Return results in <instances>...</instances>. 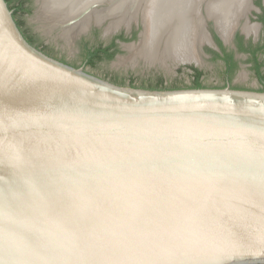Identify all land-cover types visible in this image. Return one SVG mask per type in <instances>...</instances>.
I'll use <instances>...</instances> for the list:
<instances>
[{"label":"water","instance_id":"water-1","mask_svg":"<svg viewBox=\"0 0 264 264\" xmlns=\"http://www.w3.org/2000/svg\"><path fill=\"white\" fill-rule=\"evenodd\" d=\"M214 2H194L197 53ZM0 264H264V91L112 84L0 0Z\"/></svg>","mask_w":264,"mask_h":264},{"label":"flooded vegetation","instance_id":"flooded-vegetation-1","mask_svg":"<svg viewBox=\"0 0 264 264\" xmlns=\"http://www.w3.org/2000/svg\"><path fill=\"white\" fill-rule=\"evenodd\" d=\"M6 2L10 10L13 12V17L21 32H24L26 35L32 37L34 41L33 46L56 60H59L75 68H82L90 75L100 78L104 81H108L112 84L150 91L194 89V83L197 81V74L194 69H197L198 71L202 72V76L199 78V81L205 88L222 89L230 87L237 90H249L248 88L236 87L234 85L235 75L238 74L240 68L245 65L249 68V71L251 72L253 77H255L256 81L262 87V91L258 92L264 91V22L262 20L264 15V3L261 0H252V5L250 9L248 8L249 12L247 18H245L246 20L240 21L236 30L233 32V34L231 33L232 36L230 34V44H225V39H222L220 34L217 32L215 25H213L215 28L214 29L212 25L207 23V28L211 35L213 43H210L208 41L205 42L204 44H206V46H202L197 53L196 49L194 48V41H191L190 49L192 57L190 60L176 62L173 59H169L166 61V64H161L158 62V64L154 65L147 63L143 59L144 57L140 56L139 53H134L136 49H138L141 41L144 46L146 44L144 43L145 40H142L143 36L145 35V27L141 21L139 22V24L137 23V25L135 24L136 21H133L129 29H125L121 32H114L115 34L113 35H107L105 32V35L103 37L104 39H101V30L104 25H98L101 22H98L96 19V10L94 12V19L92 16H90L89 18H85L89 20L88 27L90 25V22L94 21L87 31H77L74 28L71 33H80V36H73L74 38L71 41H67L63 37L67 44H75L77 47L76 49L78 55L76 61H69L57 50L58 47H54L50 42H47L44 39L38 29L31 28L28 25L26 19L30 15V13L34 11V0H6ZM192 9H194V7ZM252 9L256 11L255 15L251 13ZM257 9H259L260 12H258ZM98 11L103 12L105 10L98 9ZM250 14L256 19L257 22L252 21ZM112 18H118L120 20L122 19L121 17ZM58 22L63 23L56 20V23ZM245 23L253 26L256 25V27L258 28L257 32L259 33L258 40H256L255 38H249V36L252 34H246L243 31V25ZM105 24L108 25L109 23L106 22ZM249 25L246 26L252 27ZM246 26L244 27L245 29ZM247 33H249V31H247ZM229 38L226 41H228ZM202 39L205 40V36L202 35ZM218 39L222 42V46L219 44ZM194 50L196 53L195 55L199 60L198 62L194 61ZM124 51H127L129 53V55L131 56L129 60L131 61L127 60L125 63L122 62V60L125 59L122 58L124 57L122 56L124 54ZM139 60L146 62L153 68H160L163 73H157L154 78L138 83L135 78L129 79L126 75L118 72L108 73V76H106V78H102L100 76L93 75L88 71V69L95 70L102 66L120 68V66L122 67L123 65H128L132 67V65H134ZM209 62L220 64L222 79L221 86L223 87H218V85L212 86L205 83V71L200 69L198 66H203ZM258 67H260V74L257 72Z\"/></svg>","mask_w":264,"mask_h":264},{"label":"bare ground","instance_id":"bare-ground-1","mask_svg":"<svg viewBox=\"0 0 264 264\" xmlns=\"http://www.w3.org/2000/svg\"><path fill=\"white\" fill-rule=\"evenodd\" d=\"M98 1L101 0H49L45 4L43 12L46 18L61 21L65 27H68L69 21ZM196 1L130 0L128 5L111 6L107 10L104 9L103 12L97 10L96 19L102 23L107 18L121 17L120 21L111 23L106 32L116 30L120 28L122 21H131L135 15V10L138 8L137 5L141 3L143 6L142 19L145 25V35L143 34L142 40H145L144 43L146 44L144 46L141 43L135 52L142 55L149 62L166 64L169 59L182 62L190 60L192 57L191 41H194V48L197 49V44L204 35L201 30L198 31L197 28H194V9L192 8ZM248 8L249 3L247 0H215L210 5V15L216 19L217 28L220 29V34L225 41L237 28L240 21L243 20ZM91 13L84 17L83 21H79L80 24L76 23L70 26L69 29L78 24L75 30H86L89 20L85 18H89ZM252 29H256V26H246L247 31L250 32ZM195 54L194 50V61L198 62L199 60Z\"/></svg>","mask_w":264,"mask_h":264},{"label":"rangeland","instance_id":"rangeland-1","mask_svg":"<svg viewBox=\"0 0 264 264\" xmlns=\"http://www.w3.org/2000/svg\"><path fill=\"white\" fill-rule=\"evenodd\" d=\"M261 1L264 3V0H261ZM34 2H35L34 11L32 13H30V15L26 19L28 25L31 28L38 29V31H40V33L42 34L44 39L47 42H50L51 45H53L54 47H58L57 50L62 55H64L69 61H76L77 55H78L76 45L75 44H73V45L67 44L65 42V40L63 39V37L67 41L73 40V38H74L73 36L77 35V34L71 33V31L74 28H76L77 26L69 29V27H65L62 23H60V24L56 23V20L53 18L43 17L39 13V6L36 4V0H34ZM250 7H251V5L249 3V9H250ZM249 9L247 10L245 17H243V20H246L245 18H247ZM96 10H98V9H96ZM96 10L92 11V13L90 15L93 17V19H94V12ZM100 10H102V9H100ZM257 11L260 12L259 9H257ZM251 13H253V15H255L256 11L252 9ZM250 17H251L253 22H257L256 19L253 16H251V14H250ZM118 20H120V19H118V18H107L104 22L98 24V25H104V27L101 30V39H104L103 37H104L106 29L108 28L110 23L116 22ZM93 22L94 21L90 22L89 27L93 24ZM106 22L107 23L110 22V23L107 25V24H105ZM130 22L129 21H126V22L122 21V23L120 24L121 25L120 28H118L116 31L112 30L110 32H106V34L107 35H113L116 32H121V31H124L125 29H129V28H127V25H130ZM139 22L140 21H137L135 24L137 25V23L139 24ZM56 24H59V25H56ZM208 24L212 25V27L214 28V26H213L214 23L212 21L208 22ZM246 25H249V24L245 23L243 25V31L246 34H252L249 36V38H255L256 40H258V38H259V33L257 32L258 28L256 27V29H252L249 33H247L246 29L244 28ZM62 26L64 28H62ZM249 26L253 27V25H249ZM254 26H256V25H254ZM89 27L86 28V31L88 30ZM231 36H232V34H231ZM231 36L229 39H231ZM107 37H109V36H107ZM200 39L204 40V39H202V37ZM141 43H142V41H141ZM141 43H140V45H141ZM203 46H206V44H204ZM134 53L137 54V52H134ZM122 56H124L122 58H125L122 60L123 63H125L127 60L131 61V60H129V58H131V56L129 55V53L127 51H124V54ZM140 56H142V55H140ZM143 59L149 64H152V65L158 64V62H156V63L155 62H149L145 58H143ZM146 62L139 60L134 65H132V67H130L128 65H123L122 67L120 66V68H112L111 66H102V67L95 69V70L88 69V71L90 73H92L93 75L100 76L102 78H106V76H108V73L118 72V73H121L123 75H126L129 79L135 78L138 81V83H141L142 81H147L149 79L154 78L157 75V73L158 74L163 73L160 70V68H153L149 64H147ZM198 67L205 71V83L206 84H209L212 86L218 85V87H223V86H221L222 85L221 71H220L221 66L219 63L209 62L203 66H198ZM168 77H172V76H168ZM234 85L236 87L248 88L251 91H262L261 85L256 81L255 77H253V75L249 71V68L245 65H243L240 68L238 74L235 75Z\"/></svg>","mask_w":264,"mask_h":264},{"label":"trees","instance_id":"trees-1","mask_svg":"<svg viewBox=\"0 0 264 264\" xmlns=\"http://www.w3.org/2000/svg\"><path fill=\"white\" fill-rule=\"evenodd\" d=\"M263 22H264V15H263V18H262ZM20 26V25H19ZM24 37L27 39V41L34 45V41L32 39L31 36H28L26 35L24 32H22ZM218 42L219 44L222 46V42L218 39ZM260 67L257 68V72L260 74V70H259ZM196 71V74H197V81L194 83V89H202V88H205L201 82L199 81V78L202 76V72L201 71H198L197 69H194Z\"/></svg>","mask_w":264,"mask_h":264},{"label":"snow or ice","instance_id":"snow-or-ice-1","mask_svg":"<svg viewBox=\"0 0 264 264\" xmlns=\"http://www.w3.org/2000/svg\"><path fill=\"white\" fill-rule=\"evenodd\" d=\"M6 254H7V250H6Z\"/></svg>","mask_w":264,"mask_h":264}]
</instances>
